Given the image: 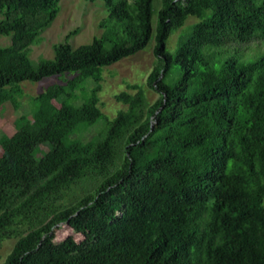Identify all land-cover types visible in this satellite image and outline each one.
Listing matches in <instances>:
<instances>
[{
	"label": "trees",
	"instance_id": "trees-1",
	"mask_svg": "<svg viewBox=\"0 0 264 264\" xmlns=\"http://www.w3.org/2000/svg\"><path fill=\"white\" fill-rule=\"evenodd\" d=\"M100 1L108 13L100 37L77 47L58 43L53 59L35 65L30 46L60 0H0V35L11 36L0 46V101L7 87L47 76L77 73L74 87L152 37L160 62L149 76L159 94L153 121L128 135L122 165L78 205L20 237L2 264H264V53L245 60L222 50L229 40L264 37V0H161L155 29L154 0ZM189 16L199 20L172 53L167 40ZM64 92L54 84L40 98ZM101 116L95 98L40 108L4 141L0 231L10 223L14 193L42 196L50 188L38 186L41 179L78 177L109 154L128 113L117 114L92 148L67 143ZM63 227L71 234L59 241Z\"/></svg>",
	"mask_w": 264,
	"mask_h": 264
},
{
	"label": "rangeland",
	"instance_id": "rangeland-1",
	"mask_svg": "<svg viewBox=\"0 0 264 264\" xmlns=\"http://www.w3.org/2000/svg\"><path fill=\"white\" fill-rule=\"evenodd\" d=\"M139 5L138 0H128ZM152 24L155 29L157 10L161 0H154ZM108 15L103 1L60 0V11L53 22L30 46L29 57L37 65L43 58L53 59L58 43L68 41L72 46L92 42L100 37L104 29L100 22ZM199 19L189 16L185 25L174 31L167 40L168 50L174 53L181 35L186 34ZM69 35V37H68ZM68 37V38H67ZM154 37L147 46L134 55L99 69L97 76L80 79L74 87L69 82L77 73L47 76L40 81H23L6 88L0 101V156L4 141L15 137L24 122L37 117L38 110L44 108L52 112L63 103L79 106L84 100L95 98L101 110V118L75 130L67 138V143L79 142L92 148L105 139L110 121L119 113H128L130 119L108 155L103 160L90 163L78 177L55 182L53 176L41 179L38 186H46L48 192L36 197L14 193L8 203L10 223L0 231V264L4 263L17 240L28 232L40 227L55 213L78 205L83 197L92 193L106 176L113 173L124 162L125 142L133 129L145 121H153L150 113L152 104L159 94L151 87L149 76L160 62L153 54ZM11 44L10 35H0V46ZM224 55L237 53L242 59L251 60L264 53V37L254 36L245 41H227L222 48ZM54 84L64 87L60 97L41 99L40 95ZM43 151L49 149L41 145ZM71 233L65 228L57 232V240L65 239Z\"/></svg>",
	"mask_w": 264,
	"mask_h": 264
}]
</instances>
